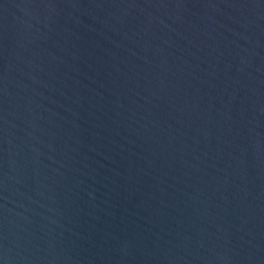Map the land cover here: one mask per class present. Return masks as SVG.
<instances>
[{
    "label": "water",
    "instance_id": "1",
    "mask_svg": "<svg viewBox=\"0 0 264 264\" xmlns=\"http://www.w3.org/2000/svg\"><path fill=\"white\" fill-rule=\"evenodd\" d=\"M0 264H264V0H0Z\"/></svg>",
    "mask_w": 264,
    "mask_h": 264
}]
</instances>
